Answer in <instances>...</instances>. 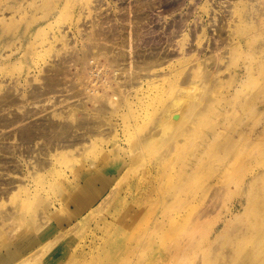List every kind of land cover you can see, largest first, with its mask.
<instances>
[{
    "label": "rangeland",
    "instance_id": "rangeland-1",
    "mask_svg": "<svg viewBox=\"0 0 264 264\" xmlns=\"http://www.w3.org/2000/svg\"><path fill=\"white\" fill-rule=\"evenodd\" d=\"M176 262L264 264V0H0V264Z\"/></svg>",
    "mask_w": 264,
    "mask_h": 264
},
{
    "label": "bare ground",
    "instance_id": "bare-ground-1",
    "mask_svg": "<svg viewBox=\"0 0 264 264\" xmlns=\"http://www.w3.org/2000/svg\"><path fill=\"white\" fill-rule=\"evenodd\" d=\"M184 46V45H183ZM96 48V47H95ZM183 51V50H182ZM121 53V52H120ZM120 53L118 54V55H120ZM123 55V54H122ZM122 55H120L121 57H122ZM124 56V55H123ZM117 57V56H116ZM115 57V58H116ZM114 58V57H113ZM112 58V59H113ZM118 58V57H117ZM120 58V57H119ZM95 60V59H94ZM150 60V59H149ZM116 62V60H112V62L113 63H115ZM117 61H119L118 59H117ZM121 61V60H120ZM147 61V60H146ZM149 63V62H148ZM151 63H153V62H151ZM148 66V65H147ZM153 66V65H152ZM128 67H129V64H128ZM145 68H147V67H145ZM141 69V68H140ZM143 69V68H142ZM127 72V71H126ZM135 72V71H134ZM130 73V72H129ZM131 75V74H130ZM133 80V79H132ZM104 109V107H100L97 111H99V112H101V110H103ZM69 113V112H68ZM73 113V112H72ZM75 113V112H74ZM73 113V114H74ZM79 113V112H78ZM101 115V114H100ZM171 115V114H170ZM173 116V115H172ZM177 117H179V116H177ZM176 120H177V118H175ZM82 120V121H81ZM81 120H79L80 121V123H82L83 124V122L84 121H86V122H88L89 123V121H90V123H92V124H95L94 122V120H90V119H88V118H85V117H82V119ZM168 120V119H167ZM101 122H103V121H101ZM79 122H77V124H78ZM79 123V124H80ZM85 123V122H84ZM89 123V124H90ZM171 122L169 121V124H170ZM78 124V125H79ZM104 124V123H103ZM103 124H101L100 122H97V124H95V125H93V128L95 129V128H99L100 126H102ZM165 124V123H164ZM168 124V122L165 124V125H169ZM77 125V126H78ZM81 125V124H80ZM85 125V124H84ZM172 125V124H171ZM86 126V125H85ZM79 127V126H78ZM84 127V126H83ZM85 129V128H84ZM83 129V130H84ZM96 129V130H97ZM86 130V129H85ZM88 131V130H87ZM150 134V133H149ZM151 137V136H150ZM79 138V137H78ZM151 138H153V137H151ZM144 139V138H143ZM131 146V145H130ZM64 177V176H63ZM105 179V174H103V176H102V180H104ZM85 183L83 184V185H81L80 187H79V189H78V192H81L83 195H76V193H75V195H73V198H72V201L71 202H73V211H71V217L72 218H80V217H82L81 218V221L79 222V224L80 225H84L88 220H89V218L92 216L91 214H90V212H92L93 213V210L91 209L92 208V205H93V203L96 201V199H97V197L101 194L100 193V191H102V190H99L97 193H95V190H93L92 189V187H91V183H90V181H89V179H87V180H85L84 181ZM105 188V186L104 185H102V189H104ZM114 195V194H113ZM112 195V196H113ZM116 196V195H115ZM130 207V206H129ZM129 207H128V209H129ZM70 210V209H69ZM132 214V213H131ZM134 217H137V216H134ZM120 220V219H119ZM121 221V220H120ZM120 221H118V222H120ZM118 225V224H117ZM40 227V226H39ZM43 227V226H42ZM82 228H85V227H82ZM126 228V227H125ZM48 229L49 230H52L53 231V227L52 226H50V227H48ZM68 232V231H67ZM94 239H95V236H94V233H93V235H92V237H91V239L88 241L89 242V245L88 244H86V243H84V245L85 246H87L88 248H89V246H91V244L94 242ZM87 241V240H86ZM81 243V242H80ZM78 244V243H77ZM178 246H181V244L180 245H178ZM76 248V247H75ZM177 248H179V247H177ZM182 248V247H181ZM197 248V247H196ZM175 249H176V247H175ZM175 249H174V251H175ZM187 249H188V247H187ZM84 250V249H83ZM177 250H179V249H177ZM182 250V249H181ZM191 250H193V249H191ZM191 250H190V252H191ZM88 252V251H87ZM176 253H177V251H175ZM174 252V253H175ZM188 252H189V250H188ZM168 253V252H167ZM179 253V252H178ZM15 254H16V251L15 252H8L7 254H6V256H5V260L8 262L9 260H13L14 258H15ZM171 253H169L168 255H170ZM180 254H181V252H180ZM189 254V253H188ZM142 255H143V253H142ZM172 255V254H171ZM170 255V256H171ZM175 255V254H174ZM140 256V255H139ZM186 256H189V255H186ZM185 256V257H186ZM140 258V257H139ZM169 258V257H168ZM171 258H173L172 256H171ZM175 258H177V257H175ZM178 259V258H177ZM170 260V259H169ZM168 260V261H169ZM249 260V259H248ZM171 261V260H170ZM185 261V260H184ZM175 262V261H174ZM177 262H178V260H177ZM177 262H176V264H177ZM235 264V263H234ZM242 264V263H241Z\"/></svg>",
    "mask_w": 264,
    "mask_h": 264
}]
</instances>
